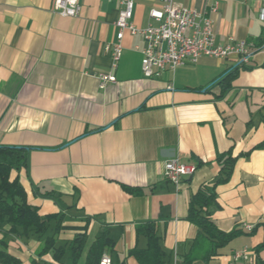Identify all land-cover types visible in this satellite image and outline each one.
I'll return each instance as SVG.
<instances>
[{"label": "crops", "instance_id": "1", "mask_svg": "<svg viewBox=\"0 0 264 264\" xmlns=\"http://www.w3.org/2000/svg\"><path fill=\"white\" fill-rule=\"evenodd\" d=\"M80 2L81 15L65 18L52 12L54 0H0V146L30 149L21 182L42 216L60 214L58 240L84 234L79 254L68 250L62 261L52 252L40 256L36 238L9 235L8 251L21 264H87L92 244L107 232L114 247L103 255L139 264L130 255L147 247L138 227L153 222L167 264H186L198 233L188 220L190 200L220 175L218 154L232 151L235 168L215 187L209 214L219 230L236 235L221 255L192 264H250L233 260L242 251L252 264L264 261L261 1L177 0L214 20L216 45L245 42L251 57L246 64L239 54L202 57L157 79L142 73L140 35L126 33L114 66L110 47L122 0ZM161 6L162 0H136L134 24L147 27ZM238 65L222 94L214 80ZM102 72L117 82L101 88ZM174 157L197 167L179 187L163 178Z\"/></svg>", "mask_w": 264, "mask_h": 264}, {"label": "trees", "instance_id": "2", "mask_svg": "<svg viewBox=\"0 0 264 264\" xmlns=\"http://www.w3.org/2000/svg\"><path fill=\"white\" fill-rule=\"evenodd\" d=\"M240 67L238 65L227 70L214 80V84L222 86V94L230 89L231 81ZM29 152V148L0 146V232L4 233L3 239L0 240V264H21L20 259L8 251L6 237L9 235L25 242L33 238L38 239L42 242L40 256L52 252L57 261H62L68 250H71L72 256H77L84 241V234H78L73 241L60 242L58 234L63 229L60 214L42 216L40 209L29 203L20 175L23 170L28 169ZM236 161L237 157L232 151L218 154L220 175L212 186H203L190 200L188 220L196 225L198 233L191 242L189 251L184 255L186 264H192L197 260L208 262L221 255V249L236 235L234 231L225 233L219 230L209 214V207L216 200L215 187L229 181ZM6 227L8 229H5ZM138 233L146 236L147 247L135 248L130 255L134 256L139 264H167L165 259L168 254L162 247L156 225L153 222L144 223L138 227ZM113 247L112 239L104 232L92 244L87 264H99L103 254ZM261 247H264V243L258 250ZM113 264L125 262L113 261ZM257 264H264V261L259 260Z\"/></svg>", "mask_w": 264, "mask_h": 264}, {"label": "built area", "instance_id": "3", "mask_svg": "<svg viewBox=\"0 0 264 264\" xmlns=\"http://www.w3.org/2000/svg\"><path fill=\"white\" fill-rule=\"evenodd\" d=\"M261 1L260 20L264 22V0ZM136 0H122L115 26L118 29L116 41L110 47L114 66H117L123 53V40L126 33L140 35L144 41L141 50V68L145 78L157 79L165 72H174L186 66L187 62H197L202 57L227 59L232 54L241 56V63L249 62L251 54L245 42H236L226 46L216 45L215 22L206 13L188 9L177 3V0H162L161 8L150 12L151 23L145 28L137 27L133 22ZM217 6L211 13L217 12ZM52 12L65 18H76L81 15L80 0H54ZM109 47H107L108 49ZM101 88L117 82L115 75L100 73ZM195 165L184 164L177 157L165 164L163 178L179 187L184 178L196 172ZM248 230H252L250 226ZM252 258L247 251L236 252L233 260ZM99 264H113L110 255L102 256Z\"/></svg>", "mask_w": 264, "mask_h": 264}]
</instances>
